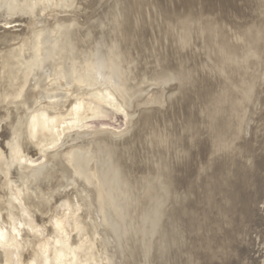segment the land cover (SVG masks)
I'll list each match as a JSON object with an SVG mask.
<instances>
[{
    "label": "bare ground",
    "instance_id": "bare-ground-1",
    "mask_svg": "<svg viewBox=\"0 0 264 264\" xmlns=\"http://www.w3.org/2000/svg\"><path fill=\"white\" fill-rule=\"evenodd\" d=\"M127 1L101 0L103 13L96 1L81 12L76 0H0V23L27 25L21 33L0 31L1 137L8 148L7 155L0 150V264H143L134 241L171 195L197 209L213 205L208 218L197 213L186 222L194 246L186 264H244L243 239L257 223L256 187L264 180L256 157L264 128V0ZM168 82L173 89L164 96ZM100 89L127 118L143 94L148 103L167 96L170 103L166 112L145 110L126 142L87 133L67 148L65 118L77 116L79 105L77 117L93 120L85 101L104 105ZM45 146L54 151H41ZM32 148L46 163H23ZM245 155L255 156L243 163L252 171L235 179ZM203 159L207 165L196 170ZM233 182L236 191L228 190ZM214 186L222 191L215 196L228 191L222 203ZM47 192L58 197L51 205ZM179 212L167 215L170 224ZM51 220L48 236L39 237V225ZM102 235L112 238L113 250L127 249L115 251L125 258H113Z\"/></svg>",
    "mask_w": 264,
    "mask_h": 264
},
{
    "label": "rangeland",
    "instance_id": "rangeland-1",
    "mask_svg": "<svg viewBox=\"0 0 264 264\" xmlns=\"http://www.w3.org/2000/svg\"><path fill=\"white\" fill-rule=\"evenodd\" d=\"M88 1H96V4H97L96 9L99 12L104 13L106 11V9L104 8L105 5L100 4L101 0H76L75 6L78 8V10H81V12H83ZM117 1L123 2L124 0H117ZM117 1L115 0L116 4H117ZM125 1H127V0H125ZM127 3H130V1L128 0ZM110 12L116 13L115 9H114V11L112 10V11H109L108 13H110ZM6 15H7V18L9 17V15H12V16H16L19 19H21V17L16 15V14H6ZM109 15H111V14H109ZM81 20L83 21V19H81ZM31 23L32 22H30L29 24L31 25ZM23 27H27V25H25V24L21 25V23H17V22L13 23V24H9V25H5L4 23H0V31L6 30V31L21 33V32H23L22 31ZM153 47L154 46H152L150 48V53L153 54L152 56L156 57L158 55V53H155V51H157V48L154 51ZM169 84H170V82H168V85L162 87L160 90V91L164 92V96L168 95L171 92L170 90L173 86L169 85ZM151 93H154V94L157 93L158 94V87H156V88L153 87V89H151ZM97 95L107 99L106 103L104 105L97 106L93 102L89 101L90 97H87L86 101L82 100V101H85V103L87 102L86 104H87L88 109L86 112L88 113V115L86 116V119L93 118V120L91 119V120L85 121V119H81L83 116H81V118L77 117L78 115H80V112L82 111V110L79 112L77 111V108L79 105L75 106L72 110V111H74L76 109V112L78 114L77 116L72 117V120H70L69 118H65L67 120L66 125H68V123H70V125H68V127H70V129H71L70 131H67L66 136L63 137L64 138L63 142H65V144L68 142L67 146L69 145L72 147V145H70V143L76 144L77 142H78V144H76L74 146H79L83 142V140L85 141L84 136H86L87 133L88 134L94 133V135L95 134L100 135L101 133L114 134L116 136H120V137L115 139L118 143L126 142V138L129 137L128 135L132 134L130 132L136 133L137 123L140 124L141 117L143 116V112L145 110H156L158 108L155 106H159L160 110L162 112H166V110H168L167 107L169 106L168 103H170V96H167L166 99L163 97V100L160 102V104L148 103V102H146L147 96L145 94H143L144 96H146V98L143 96L144 99H141L138 102V104L142 102L139 105L136 102H134V105L132 106L133 109L131 112V114L133 116H131V118H127L124 113L119 112L116 109V107L114 106V102H116V101L114 100L112 95H110V92H108L106 89H102V90L100 89L97 92ZM94 106L96 108H94ZM24 107H28V106L26 104H24L20 108H24ZM91 109H92V111H91ZM89 110H90V112H89ZM76 112L74 115H76ZM257 116L259 117V114ZM131 121H132V124H131ZM254 122H256V123H254ZM76 123H78V127H75ZM255 124L256 125L258 124V118H255V121L252 122L251 127L254 126ZM130 126H131V128H130ZM5 127H6L5 122L0 121V147H1L0 150H1L3 155L8 154L7 153L8 148L5 146L7 144V141L5 142L6 143L5 144L4 139L1 137L5 131ZM262 131H263V133L261 135L262 136V142H261V138H260V140H258L257 141L258 143L256 144L257 147H260L259 150L257 148L258 153L256 154V157L259 160L260 159L262 160V163H260V165L262 167L261 173H263V171H264V164H263V159H264V141H263V139H264V128L262 129ZM144 132H145V130H144ZM125 133H127V134H125ZM80 134H82L84 136H82ZM121 136L123 137V139H121ZM66 138H67V142H66ZM68 138H70V139L68 140ZM77 138H78V140L74 141ZM70 140H72V141H70ZM62 143L58 144L57 146L59 147V146L63 145ZM69 146L67 148H70ZM65 148H66V146H65ZM47 150L54 151L52 146L51 147L45 146V147H43V149L41 151H47ZM35 151L38 153H36ZM60 152H63V151L61 150ZM116 152H118V151H116ZM30 153H33V154H31V156L29 157V160H28L29 162H27L25 160L26 162L24 161L23 162L24 164L26 163L27 165L30 166V162H32V164H39V165L46 163L43 155L40 154V151L38 149L32 148V150L30 149ZM252 156L253 155H245L244 159L240 161L241 164H237L235 166V169L233 171L235 179L239 178L240 175L245 173V172L252 171L250 168L245 167L243 165V163H246L247 166H250L249 165V159L252 158ZM254 157L255 156H253L252 159H254ZM175 160H176V155H175ZM207 163H208L207 160L204 161V159L201 161H198L196 163L195 169L200 170L201 168H204L207 165ZM243 166H244L245 171L242 172ZM198 172H200V171H198ZM237 174H238V176H237ZM1 175L3 176V179H5L4 175L3 174H1ZM11 186H12L13 190L17 189L15 184H12ZM215 186H214V188H215ZM238 186H239L238 183L233 182L232 185H229L228 190L236 191L238 188H235V187H238ZM256 188H257L256 191L259 192L260 195L258 196V199L256 202L257 204H255V206H256L255 209L256 208L257 209H256L252 219L255 220V222L257 221V223H254V222L252 223L251 229L248 232L249 234H246V236L243 239L242 247L246 251L245 253L247 254L243 260L244 264H264V261H263L264 260V202H263L264 201V180H263L262 185H260V188H259V186H257ZM217 189L212 190L211 193L214 194V198L216 200H218L217 202L222 203L224 193H226L228 191L223 192L222 196H220V195L215 196L219 193V191H221V190L218 191ZM67 190H69V191H67ZM72 190H73L72 187L65 189V191L64 190L62 191L63 192L62 195H64V193L66 194V191H67V193L69 192V194H70L72 192ZM50 192H54L53 188L50 190ZM50 192H47V195L49 198L53 197L50 200V205H51L55 202L54 200L57 199L58 197L52 196V194ZM172 197H174V195H171V197L170 196L168 197L167 202L163 206V213L161 215L158 216V213H157V215H153V214L151 215V213H149V216H147L146 220H144L143 224H142V235L136 238V242L134 241V246L135 247L139 246L141 248V253H143L145 255V259L142 262L143 264H186L187 261L192 256V253H193V251H190V250H191V248L192 249L194 248L193 240L191 239V235L193 234V231L188 227L186 222L190 221L192 223L193 218L197 215V213H198L200 219H201V217L202 218H208L211 214V207L213 205H208V203H206V204L204 203L205 204V205L203 204L204 209L203 208L197 209V205L194 204V201L181 199L182 195H179L178 197H175V198H172ZM75 199L76 198H74V200ZM248 203L244 204L242 202L243 207H247ZM198 207H200V206H198ZM177 210H181V212L178 213L179 218L175 219L173 221V223L170 224L169 220L167 219V215L168 214L171 215L174 211H177ZM14 214H15V216H19V212H16ZM42 216H44L43 213H41V216H37V218L42 217ZM243 216L244 217L247 216L246 212L244 213ZM65 220H66V218H65ZM68 221H70V219L66 220V222H68ZM195 221L197 223L196 226L199 227L200 222L198 220H195ZM51 225H53V220H51L50 225L48 223L47 224L45 223V225H43V226L39 225V234H38L39 237H43V236L47 237L48 236L47 232L50 230L49 227ZM260 225H262V226H260ZM45 226H47L48 228H45ZM133 227H135V226H133ZM251 232H253V233H251ZM160 234H163L164 240L163 239L160 240V238H159ZM105 236L106 235H102V237H103L102 241H104V244L106 243V246L109 245V247L107 248V251H109L108 253H110V255L112 254L111 256H113V258L116 256L115 257L116 260L125 258L124 253L122 254V256H120V252L118 254L115 251L126 252L127 249L125 250V249L118 248L117 250H113V248H114L113 242L114 241L109 236H107L108 239H106L107 237H105ZM105 240L106 241L109 240V241L106 242ZM244 242H246V243H244ZM132 248L136 249L134 247H132ZM117 254H118V256H117ZM10 257H9L10 260H12V261L15 260V256H14V259H13V255H10ZM258 257H260V258H258ZM116 260H114V261L117 262ZM116 264H118V262Z\"/></svg>",
    "mask_w": 264,
    "mask_h": 264
}]
</instances>
